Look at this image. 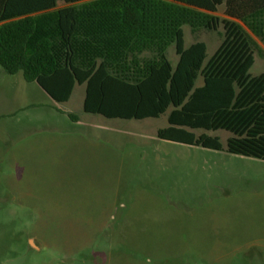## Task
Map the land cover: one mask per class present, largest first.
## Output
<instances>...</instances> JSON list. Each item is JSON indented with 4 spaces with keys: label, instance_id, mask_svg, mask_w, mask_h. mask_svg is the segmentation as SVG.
Here are the masks:
<instances>
[{
    "label": "rangeland",
    "instance_id": "rangeland-1",
    "mask_svg": "<svg viewBox=\"0 0 264 264\" xmlns=\"http://www.w3.org/2000/svg\"><path fill=\"white\" fill-rule=\"evenodd\" d=\"M184 32L208 59L223 40ZM84 98L54 102L0 67V264H264V160L228 153V132L209 133L223 151L165 141L169 112L107 119Z\"/></svg>",
    "mask_w": 264,
    "mask_h": 264
},
{
    "label": "trees",
    "instance_id": "trees-1",
    "mask_svg": "<svg viewBox=\"0 0 264 264\" xmlns=\"http://www.w3.org/2000/svg\"><path fill=\"white\" fill-rule=\"evenodd\" d=\"M185 26L194 35L223 29L210 59L205 42L186 47ZM255 37L264 45V0H0L6 73L57 103L84 85L86 114L140 121L169 112L159 139L223 151L209 133L225 131L228 153L264 160V73H250L264 51Z\"/></svg>",
    "mask_w": 264,
    "mask_h": 264
},
{
    "label": "crops",
    "instance_id": "crops-1",
    "mask_svg": "<svg viewBox=\"0 0 264 264\" xmlns=\"http://www.w3.org/2000/svg\"><path fill=\"white\" fill-rule=\"evenodd\" d=\"M66 5H65V3L64 2H58V8H63V7H65ZM24 78V77H23ZM25 80V79H24ZM26 81V80H25Z\"/></svg>",
    "mask_w": 264,
    "mask_h": 264
}]
</instances>
